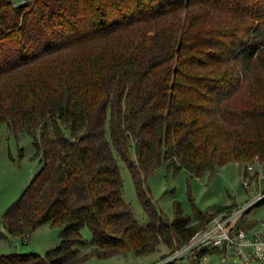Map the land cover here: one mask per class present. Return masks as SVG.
<instances>
[{"label":"trees","instance_id":"1","mask_svg":"<svg viewBox=\"0 0 264 264\" xmlns=\"http://www.w3.org/2000/svg\"><path fill=\"white\" fill-rule=\"evenodd\" d=\"M4 122L34 137L42 162L4 213L7 232L62 230L46 252L3 253L0 264L179 248L235 204L192 218L176 200L170 219L149 176L163 163L201 176L264 161V0H0ZM118 157L145 223L124 197Z\"/></svg>","mask_w":264,"mask_h":264},{"label":"rangeland","instance_id":"2","mask_svg":"<svg viewBox=\"0 0 264 264\" xmlns=\"http://www.w3.org/2000/svg\"><path fill=\"white\" fill-rule=\"evenodd\" d=\"M107 130L111 138L109 122ZM35 152L34 137L30 133L21 132L15 135L10 133L7 123L0 125V254L14 251L44 253L48 248L60 242L62 227L59 225H41L28 239H24L19 235L7 233L3 224L4 213L17 201L42 166ZM132 152L134 154L135 150L132 149ZM118 160L124 184V197L131 204L139 221L145 223L148 215L139 201L128 165L121 157H118ZM240 170L236 162H229L218 167L214 175L206 172L201 176H191L185 169L176 173L168 171L166 164L163 163L149 176L148 183L157 205L170 219H173L175 215L174 202L176 200L182 203L187 214L195 218L197 209L213 212L221 206L243 205L251 198L250 192L257 190V184L253 182L245 186ZM260 188L264 190V180L260 182ZM246 216L259 221L264 219V203L255 205ZM3 233L7 235L3 236ZM82 233L86 239H92V232L88 226L82 229ZM87 249L88 247H85L83 250ZM162 251L163 256L169 252V248L164 246ZM161 253L160 250H156L141 256L129 252L128 257L125 255L107 258L92 257L80 264H151L160 258ZM174 264L193 263L186 261ZM199 264L242 263L232 259L223 262L218 255L213 254L208 260Z\"/></svg>","mask_w":264,"mask_h":264},{"label":"built area","instance_id":"3","mask_svg":"<svg viewBox=\"0 0 264 264\" xmlns=\"http://www.w3.org/2000/svg\"><path fill=\"white\" fill-rule=\"evenodd\" d=\"M28 0H18L24 4ZM239 166V162H236ZM244 185L257 184L251 198L243 205H235L216 214L207 227L197 231L185 244L167 252L151 264L202 263L212 253H218L223 262L232 259L242 264H264V219L257 226L244 223L246 214L264 199L260 182L264 180V161L259 157L247 162L241 169ZM259 186V188H258Z\"/></svg>","mask_w":264,"mask_h":264},{"label":"crops","instance_id":"4","mask_svg":"<svg viewBox=\"0 0 264 264\" xmlns=\"http://www.w3.org/2000/svg\"><path fill=\"white\" fill-rule=\"evenodd\" d=\"M263 220V219H262ZM262 220H255V219H253V218H248V216H246L245 218H244V223L247 225V226H257V225H259L260 224V222L262 221ZM6 233V232H5ZM5 233H3L2 235L3 236H6L7 234H5ZM8 233V232H7ZM163 247L164 246H162L161 247V249H160V251L162 252L160 255L162 256V254H163V251H162V249H163ZM213 254H216V255H218L219 256V254L218 253H212V255ZM129 256V253L128 254H126L125 255V257H128ZM139 256V255H138ZM141 256V255H140ZM160 256V257H161Z\"/></svg>","mask_w":264,"mask_h":264}]
</instances>
